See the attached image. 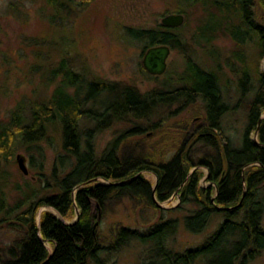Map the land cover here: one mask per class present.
Returning a JSON list of instances; mask_svg holds the SVG:
<instances>
[{"label":"trees","instance_id":"obj_1","mask_svg":"<svg viewBox=\"0 0 264 264\" xmlns=\"http://www.w3.org/2000/svg\"><path fill=\"white\" fill-rule=\"evenodd\" d=\"M46 1L60 13L73 2L79 1L81 6L90 0H64L57 5L55 0ZM176 1L172 11L184 14L181 26L167 27L161 22L148 27L125 26L122 35L139 45L141 54L158 44L177 50L183 56V71L178 76L142 91L134 84L76 71L62 57L52 69L49 82L58 80L48 98L31 101L27 107L19 104L7 120L0 119V227L4 223L13 234L9 243L0 244V264H100L104 254L117 253L131 242L147 247L162 264H249L264 250V73L257 65L264 58V24L255 20L254 0ZM206 6L216 13L209 11L194 35L186 37L182 31L189 23V9ZM219 30L235 44L238 64L233 68H237L241 95L251 79L258 83L246 104L236 142L222 126L227 104L219 91L220 65L204 69L185 48L189 42L208 47ZM251 36L255 58L246 57L242 50ZM139 67L145 78L158 77L149 74L141 62ZM197 101L204 104L205 119L190 130L188 146L183 143L170 159L155 161L147 153L120 148L128 138L143 134L138 121L153 124L169 106L178 105L173 116ZM82 122L90 127L83 128ZM119 122L133 124L96 154L93 132ZM256 130L257 141L251 136ZM43 143L54 151L50 173L44 182L38 178V186L29 182L24 188L16 185L13 202L6 205L2 188L7 186V176L2 164L19 149L31 153L32 158L41 154ZM197 144L206 149L195 157ZM144 171L155 175L154 183L144 177ZM205 176L212 186L201 184ZM153 185L159 201L177 194L180 204L194 206L183 217L188 231L202 232L215 215L221 216L219 224L199 245L180 252L167 247L176 232L177 218H161L143 232L119 226L108 244L101 242L93 223L94 201L103 206L111 198L129 196L155 206ZM75 204L78 218L67 222ZM44 206L57 214L44 210L37 219Z\"/></svg>","mask_w":264,"mask_h":264},{"label":"rangeland","instance_id":"obj_2","mask_svg":"<svg viewBox=\"0 0 264 264\" xmlns=\"http://www.w3.org/2000/svg\"><path fill=\"white\" fill-rule=\"evenodd\" d=\"M55 1L56 5L64 2V0ZM78 3L79 1L73 2L70 8L57 13L46 0H0L1 120H7L19 104L27 107V103L31 101L48 98L58 80L57 77L54 82H49L52 69L57 67L62 57H65L67 64L76 71H85L91 76L96 75L109 81L134 84L142 91L158 87L168 77L178 76L183 71L182 54L177 50H171L167 58V75L164 73L165 75H159L156 79L145 78L139 67L143 56L140 46L129 43L122 35L125 26H155L161 22L164 15L175 13L172 10L178 1L90 0L81 6ZM199 9L195 7L189 9V23L182 31L186 37L191 38L194 35L200 22L209 15V11L215 12L213 8L208 11L207 6L206 9L202 7ZM253 14L257 23L263 25L264 0H254ZM250 39L251 41L242 48L243 54L255 58L256 51L252 45L254 36ZM185 48L191 58L204 69H215L217 64L220 65L217 69L219 91L221 98L227 104V111L222 117V126L225 134L230 135L236 142L244 124L246 104L258 87L256 79L249 81L245 93L241 95L238 74L235 71L238 64L235 58L237 50L234 42L221 30L215 33L208 47L189 42ZM257 65L258 71L264 73V58ZM230 67L235 70L232 71ZM177 107L178 105L174 104L169 106L168 110L165 109V112L159 113L154 118L153 124L138 121V125L140 123L143 125V134L128 138L120 147L122 151L130 153L141 151L149 154L155 161H166L183 143L185 147L188 146L190 130L203 123L206 110L203 102L197 101L184 106L180 112H177L179 114L172 116L171 113H174L172 111ZM132 124L119 122L93 132L95 153L100 154L109 142L119 137ZM82 126L90 127L83 122ZM251 136L255 138L254 133ZM200 145L194 147L198 149L193 153L195 157L201 156L206 149L203 150ZM18 153L26 157L28 174H24L18 166L16 160ZM30 154L19 149L10 161L4 162L1 166V170L7 176V186L2 188L6 195L4 197L6 205L13 202L16 185L24 188L29 182L30 185L38 186V178L44 182L51 171L54 151L45 143L41 148V154L32 153L33 158ZM202 170L206 172V169ZM143 174L151 183L155 182L153 173L144 171ZM201 184L213 185L206 180V176L201 179ZM160 202L162 206L155 205V207L147 205L142 200L120 196L111 198L100 208L93 203L91 209L93 223L94 225L97 223L99 240L108 244L119 226L137 228L143 232L161 218H177L176 232L168 239L167 247L180 252L199 245L221 220L220 215H215L202 232L192 233L185 228L183 221V217L193 210L192 204H180L177 194L172 195L168 201ZM178 207L180 208L177 209ZM44 210L56 213L44 206L39 209L37 219ZM78 211L74 209L66 221L72 222ZM12 237V232L4 223L1 224L0 244L9 243ZM46 246L51 250L50 244L46 243ZM147 249L138 242H131L117 253L104 254L100 264H162L159 257ZM86 264L94 263L89 261ZM249 264H264V250Z\"/></svg>","mask_w":264,"mask_h":264},{"label":"water","instance_id":"obj_3","mask_svg":"<svg viewBox=\"0 0 264 264\" xmlns=\"http://www.w3.org/2000/svg\"><path fill=\"white\" fill-rule=\"evenodd\" d=\"M183 22H184V14L180 12L169 13L161 18V23L167 27H178L181 26ZM171 50L172 49L168 44H158L147 48L142 56L143 68L151 75L159 76L164 74L167 70V58L169 57ZM257 133L258 130L254 132V137H255L254 139L256 141H257ZM16 160L20 170L24 174H28L25 155L22 153L16 154ZM154 193H155V185H153L152 187L153 200L157 206L159 207L162 206V203L155 197ZM168 200H170V198L167 199L166 201ZM94 203L98 208H100L98 202L94 201ZM75 209L78 210V208H76V204H75ZM55 212L57 214V211ZM78 215H79V211L77 212L76 218L72 222H74L78 218ZM96 224L94 225V227H96Z\"/></svg>","mask_w":264,"mask_h":264}]
</instances>
